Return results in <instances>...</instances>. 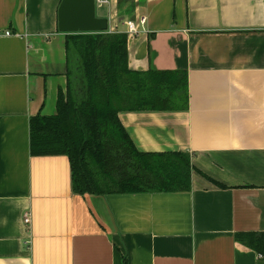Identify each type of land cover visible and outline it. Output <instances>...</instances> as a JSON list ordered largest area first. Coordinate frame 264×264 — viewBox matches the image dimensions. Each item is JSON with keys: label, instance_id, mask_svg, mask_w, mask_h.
Returning a JSON list of instances; mask_svg holds the SVG:
<instances>
[{"label": "crops", "instance_id": "1", "mask_svg": "<svg viewBox=\"0 0 264 264\" xmlns=\"http://www.w3.org/2000/svg\"><path fill=\"white\" fill-rule=\"evenodd\" d=\"M60 1L0 0V264H260L235 235L264 231V0L96 5L130 69L188 86L186 110L118 118L138 151L188 153L189 189L104 195L73 192L66 155L29 150L30 117L66 89Z\"/></svg>", "mask_w": 264, "mask_h": 264}, {"label": "trees", "instance_id": "2", "mask_svg": "<svg viewBox=\"0 0 264 264\" xmlns=\"http://www.w3.org/2000/svg\"><path fill=\"white\" fill-rule=\"evenodd\" d=\"M66 89H58L55 111L29 119L33 156L66 155L75 193L188 190L190 155L140 152L118 113L186 110V71H136L127 64V34L68 33ZM236 240L262 255L264 231L237 233Z\"/></svg>", "mask_w": 264, "mask_h": 264}, {"label": "water", "instance_id": "3", "mask_svg": "<svg viewBox=\"0 0 264 264\" xmlns=\"http://www.w3.org/2000/svg\"><path fill=\"white\" fill-rule=\"evenodd\" d=\"M57 27L63 33L105 32L108 19L97 16L95 0H61L57 8Z\"/></svg>", "mask_w": 264, "mask_h": 264}, {"label": "built area", "instance_id": "4", "mask_svg": "<svg viewBox=\"0 0 264 264\" xmlns=\"http://www.w3.org/2000/svg\"><path fill=\"white\" fill-rule=\"evenodd\" d=\"M109 0H95L96 5L97 4H106L108 3ZM146 22V17L145 16H141L139 17L138 21L135 23L132 20H127L126 21V25H127V32L129 34H135L137 33L140 29H144V25ZM6 34H10V31H6ZM24 223H29L30 221V217L28 213L24 214L23 217Z\"/></svg>", "mask_w": 264, "mask_h": 264}]
</instances>
